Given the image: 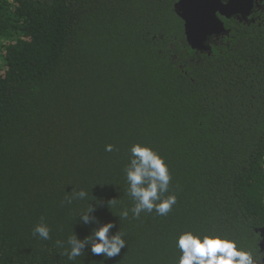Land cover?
Segmentation results:
<instances>
[{
    "label": "trees",
    "instance_id": "obj_1",
    "mask_svg": "<svg viewBox=\"0 0 264 264\" xmlns=\"http://www.w3.org/2000/svg\"><path fill=\"white\" fill-rule=\"evenodd\" d=\"M177 2L0 0V264H176L185 230L264 253V13L222 17L201 52ZM135 143L169 167L166 216L120 218ZM73 189L87 198L67 204ZM91 204L126 246L70 261L55 242L91 235ZM41 217L50 240L32 235Z\"/></svg>",
    "mask_w": 264,
    "mask_h": 264
},
{
    "label": "clouds",
    "instance_id": "obj_2",
    "mask_svg": "<svg viewBox=\"0 0 264 264\" xmlns=\"http://www.w3.org/2000/svg\"><path fill=\"white\" fill-rule=\"evenodd\" d=\"M227 4L228 0H221ZM264 3V0H260ZM113 145L105 146L106 152L113 151ZM124 174L128 184V195L133 200L131 209H123L120 218L127 219L129 211L133 218L139 219L142 212L155 213L159 216H166L172 211L177 203L175 194L165 196L169 191L171 174L164 158L153 148L140 143H135L130 148L129 162L124 168ZM88 193L81 189H73L71 195L65 198L67 204L74 200H85ZM115 199L109 201L114 202ZM94 209L92 204L86 211L81 212L79 220L87 224H96L91 235L84 239H79L74 233L65 242L57 240L56 246L63 248L62 255L68 260L74 261L84 253L86 246L90 245L93 255L103 254L106 258H111L120 254L125 248L126 241L124 233L119 230L113 235H109L114 224L104 223L100 225L97 217L92 215ZM51 229L41 217L40 221L32 229V235L41 240L51 239ZM176 248L180 255L176 264H264V253H253L251 250L238 245L235 239L226 235L212 232H194L185 230L175 237Z\"/></svg>",
    "mask_w": 264,
    "mask_h": 264
},
{
    "label": "water",
    "instance_id": "obj_3",
    "mask_svg": "<svg viewBox=\"0 0 264 264\" xmlns=\"http://www.w3.org/2000/svg\"><path fill=\"white\" fill-rule=\"evenodd\" d=\"M258 0H178L177 14L183 19L188 43L201 52H212V42L229 33L222 17L247 19ZM264 251V227L260 229Z\"/></svg>",
    "mask_w": 264,
    "mask_h": 264
},
{
    "label": "flooded vegetation",
    "instance_id": "obj_4",
    "mask_svg": "<svg viewBox=\"0 0 264 264\" xmlns=\"http://www.w3.org/2000/svg\"><path fill=\"white\" fill-rule=\"evenodd\" d=\"M257 13L259 16L264 13V3H261L260 0L257 1L255 8L252 10L250 15H256Z\"/></svg>",
    "mask_w": 264,
    "mask_h": 264
},
{
    "label": "built area",
    "instance_id": "obj_5",
    "mask_svg": "<svg viewBox=\"0 0 264 264\" xmlns=\"http://www.w3.org/2000/svg\"><path fill=\"white\" fill-rule=\"evenodd\" d=\"M263 168H264V157H263Z\"/></svg>",
    "mask_w": 264,
    "mask_h": 264
}]
</instances>
